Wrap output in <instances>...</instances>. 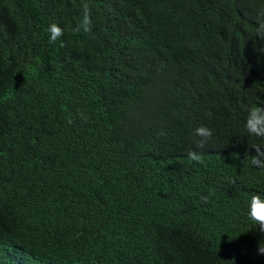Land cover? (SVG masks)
I'll return each mask as SVG.
<instances>
[{
  "label": "trees",
  "instance_id": "16d2710c",
  "mask_svg": "<svg viewBox=\"0 0 264 264\" xmlns=\"http://www.w3.org/2000/svg\"><path fill=\"white\" fill-rule=\"evenodd\" d=\"M253 107L264 0H0V264H264Z\"/></svg>",
  "mask_w": 264,
  "mask_h": 264
},
{
  "label": "clouds",
  "instance_id": "9594fccd",
  "mask_svg": "<svg viewBox=\"0 0 264 264\" xmlns=\"http://www.w3.org/2000/svg\"><path fill=\"white\" fill-rule=\"evenodd\" d=\"M48 31L51 34L50 40L53 42L63 34V30L54 23L49 25ZM259 112L260 109L253 107L251 109L250 119L247 123L249 132L254 133L257 136L264 135V120L259 118ZM195 135L204 138L197 141V146L202 148L204 146L205 139L211 137V130L205 126H200L195 129ZM187 155L190 160L197 162L201 161V155L195 151L190 150ZM252 162L254 164L258 163L257 157H253ZM203 199L205 201L207 200L206 197H203ZM247 214L248 217L259 226V231L264 233V199H262L257 194L251 195L250 201L248 203ZM257 254H264V247H258Z\"/></svg>",
  "mask_w": 264,
  "mask_h": 264
}]
</instances>
